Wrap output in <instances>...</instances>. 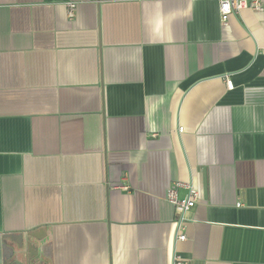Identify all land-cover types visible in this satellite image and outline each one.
I'll return each instance as SVG.
<instances>
[{"label": "crops", "instance_id": "1", "mask_svg": "<svg viewBox=\"0 0 264 264\" xmlns=\"http://www.w3.org/2000/svg\"><path fill=\"white\" fill-rule=\"evenodd\" d=\"M217 2L0 0V264H264V11Z\"/></svg>", "mask_w": 264, "mask_h": 264}, {"label": "built area", "instance_id": "2", "mask_svg": "<svg viewBox=\"0 0 264 264\" xmlns=\"http://www.w3.org/2000/svg\"><path fill=\"white\" fill-rule=\"evenodd\" d=\"M93 2L97 0H91ZM218 2V11L220 15V22L222 26H226L228 23V18L234 12H238L240 10L249 9L255 12L262 13L264 11V6L262 0H217ZM68 14L72 17L74 14V10L76 8L75 4L68 5ZM226 88L227 90H231L233 88V83L226 79ZM178 132H182V128L178 129ZM171 188L167 194V201L175 208L178 216L177 220V233L176 240L177 241H185L186 237L183 233V215L185 212L190 210L197 199V192L195 190L189 188V196L187 199L179 200L176 196V187ZM181 186V185H180ZM172 264H187L184 260H182L176 254L173 255Z\"/></svg>", "mask_w": 264, "mask_h": 264}, {"label": "water", "instance_id": "3", "mask_svg": "<svg viewBox=\"0 0 264 264\" xmlns=\"http://www.w3.org/2000/svg\"><path fill=\"white\" fill-rule=\"evenodd\" d=\"M29 237V238H28ZM13 245L8 247V258L13 259L14 264H34L36 259V252H38V247L32 240H36L34 235L29 234L27 238L25 237L24 242L14 240L10 238Z\"/></svg>", "mask_w": 264, "mask_h": 264}]
</instances>
